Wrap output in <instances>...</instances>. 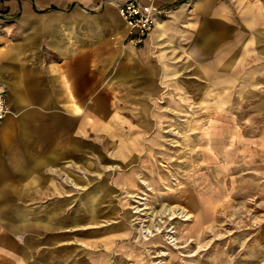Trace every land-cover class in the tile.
I'll use <instances>...</instances> for the list:
<instances>
[{
    "label": "crops",
    "instance_id": "obj_1",
    "mask_svg": "<svg viewBox=\"0 0 264 264\" xmlns=\"http://www.w3.org/2000/svg\"><path fill=\"white\" fill-rule=\"evenodd\" d=\"M121 1L0 0L9 105L0 126V264H108L114 245L136 260L122 241L131 211L123 191L142 180L170 186L176 164L184 170L192 158L210 178L183 176L169 195L192 211L187 198L196 200L198 231L228 195L218 181L230 175L242 194L259 184L250 170L234 174L264 164V0L225 8L218 2L227 0H154L164 10L139 45ZM209 131L204 139L222 142L198 143ZM159 148L173 152L171 173L156 160ZM208 179L216 185L201 184ZM115 222L118 231L79 235Z\"/></svg>",
    "mask_w": 264,
    "mask_h": 264
},
{
    "label": "rangeland",
    "instance_id": "obj_2",
    "mask_svg": "<svg viewBox=\"0 0 264 264\" xmlns=\"http://www.w3.org/2000/svg\"><path fill=\"white\" fill-rule=\"evenodd\" d=\"M227 2L226 5L225 2L224 4L218 2V5L224 8L236 6L231 4L230 0ZM227 12H230V8H227ZM238 118L241 119L239 116ZM246 119L247 116L243 118V120ZM210 134L215 135L214 132L210 131L199 134L202 139L197 140V142H200L202 146L222 142L217 138L212 141L206 140L207 138L204 139ZM179 135L177 130L169 132L170 144L174 141V145H178L176 141H178ZM179 149H181L180 146L174 148L176 152L175 163L178 161L177 151ZM170 152H172L171 149L169 151V149L159 148V154L156 158L159 160L161 169H167L169 173L172 172L171 169L174 166L168 162V160L173 159L170 156L173 152ZM181 157L180 154L179 158ZM177 167L176 164L178 173H173L174 175L171 176L172 185L170 186L165 185L163 189H159L153 183L150 184L149 181L142 180L139 189L123 191L126 194L127 208L131 211H128L127 215L126 241L124 239L122 241L131 247L130 250L138 253V258L133 261L124 258V255L118 252L120 247L114 245L108 264H251V262L264 264V236L259 235L264 230V197L260 194L262 191L260 189L264 188V164H253L251 167L245 164L244 167L235 171L234 175L240 176L247 175L248 170L256 174L258 180L256 182L259 184L251 186L252 194H242L243 190H241L240 185L236 184V180L232 182L230 175L227 176V179L218 181L217 186L225 187L228 195L219 198L222 203L220 210L216 216L215 213H213L214 216L211 214L213 217L205 222V229L201 226L200 231H198V227L201 225L200 213L198 214L196 200L191 197L187 198V202L196 210L192 211L187 206L184 196H172L169 195V192L181 185L183 176L187 182L188 176L195 178L205 173L202 176L210 178L209 173L211 172L207 167L198 165L193 158L190 161V166L184 167V170H178ZM142 178L145 177L142 176ZM206 181H208V186L214 187L216 185L209 179L204 180L201 184L204 185L203 183ZM169 207L185 208L188 214L186 216L179 214L172 218L164 212L161 213L163 209ZM208 217L209 214L206 218ZM192 221L194 224L190 225ZM117 224L115 222L109 227L80 229L79 235L82 237V235H86L85 233L91 232L95 235L102 234L103 231L115 232L119 229ZM190 226L195 231L191 230ZM159 234L162 235L161 240L158 238Z\"/></svg>",
    "mask_w": 264,
    "mask_h": 264
},
{
    "label": "built area",
    "instance_id": "obj_3",
    "mask_svg": "<svg viewBox=\"0 0 264 264\" xmlns=\"http://www.w3.org/2000/svg\"><path fill=\"white\" fill-rule=\"evenodd\" d=\"M119 9L129 26V41L139 45L152 33L157 14L164 9L155 5L154 0H123ZM9 111L6 91L0 84V126Z\"/></svg>",
    "mask_w": 264,
    "mask_h": 264
},
{
    "label": "bare ground",
    "instance_id": "obj_4",
    "mask_svg": "<svg viewBox=\"0 0 264 264\" xmlns=\"http://www.w3.org/2000/svg\"><path fill=\"white\" fill-rule=\"evenodd\" d=\"M166 207V206H165ZM162 212H164V214L166 213V215H168V216H170V217H174V216H176V215H179V214H182L183 216L185 215H187L188 213H187V211L185 210V208H179V209H176V208H174V207H169V208H165V209H163L162 211H161V213ZM155 214H157V213H155ZM161 237H162V235L161 234H159L158 235V238H159V240H161Z\"/></svg>",
    "mask_w": 264,
    "mask_h": 264
}]
</instances>
